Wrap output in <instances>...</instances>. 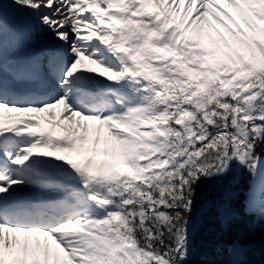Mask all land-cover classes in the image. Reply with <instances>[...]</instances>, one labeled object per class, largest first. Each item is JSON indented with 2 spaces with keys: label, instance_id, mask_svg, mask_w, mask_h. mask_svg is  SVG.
<instances>
[{
  "label": "snow or ice",
  "instance_id": "snow-or-ice-1",
  "mask_svg": "<svg viewBox=\"0 0 264 264\" xmlns=\"http://www.w3.org/2000/svg\"><path fill=\"white\" fill-rule=\"evenodd\" d=\"M207 224L264 230V0H0V264H189Z\"/></svg>",
  "mask_w": 264,
  "mask_h": 264
},
{
  "label": "trees",
  "instance_id": "trees-1",
  "mask_svg": "<svg viewBox=\"0 0 264 264\" xmlns=\"http://www.w3.org/2000/svg\"><path fill=\"white\" fill-rule=\"evenodd\" d=\"M195 237L196 244L192 248L189 264H220L222 257L218 253L219 244L237 240L253 243L255 246L252 256L254 264H264V230L259 227L253 229L247 224H240L228 232H223L218 225L209 224L200 235Z\"/></svg>",
  "mask_w": 264,
  "mask_h": 264
}]
</instances>
